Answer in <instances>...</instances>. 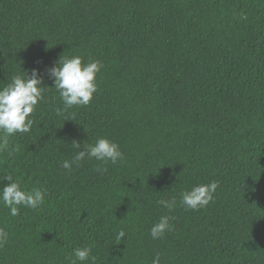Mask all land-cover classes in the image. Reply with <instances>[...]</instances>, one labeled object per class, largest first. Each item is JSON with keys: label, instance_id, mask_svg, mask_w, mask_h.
Wrapping results in <instances>:
<instances>
[{"label": "trees", "instance_id": "trees-1", "mask_svg": "<svg viewBox=\"0 0 264 264\" xmlns=\"http://www.w3.org/2000/svg\"><path fill=\"white\" fill-rule=\"evenodd\" d=\"M72 56L104 67L89 105L58 112L48 69ZM33 69L45 98L0 176L45 201L0 204V264H71L76 247L95 264H264V0H0V87ZM100 137L122 162L62 168ZM211 181L207 206L181 203ZM162 215L172 230L154 240Z\"/></svg>", "mask_w": 264, "mask_h": 264}, {"label": "clouds", "instance_id": "clouds-1", "mask_svg": "<svg viewBox=\"0 0 264 264\" xmlns=\"http://www.w3.org/2000/svg\"><path fill=\"white\" fill-rule=\"evenodd\" d=\"M104 67L102 61L92 60L83 62L80 56H72L58 60V62L48 69V73L54 78V88L59 93V98L63 102V109L66 111L76 106H87L93 98V94L98 90L96 82L97 73ZM43 77L38 71L33 69L31 75H14L11 82L4 87H0V154L5 152L11 155L14 146L9 143V138L16 133H28L33 124L31 115L36 110L39 102L44 100L45 86H41ZM75 148L80 149V143H75ZM94 158L102 165L111 163L116 165L124 159V153L117 143L106 137L98 138L94 144L86 145L79 150L70 162L65 160L61 166L65 170H71L73 164L79 166L85 159ZM98 172H106V167H98ZM0 176V182L6 177L10 183L0 188V204L9 209L11 216L19 215V207L37 209L45 201L46 190L38 188L25 189L21 184L13 179L9 173ZM219 187L217 181L193 186L190 190L181 192V203L193 211L207 206L214 198V194ZM158 203L171 212L175 206V199H161ZM171 219H174L172 217ZM170 217L162 215L158 222L149 229L152 239H162L166 231H171ZM120 239L125 237V233H119ZM9 239V233L0 227V247ZM75 259L71 264H84L91 260L95 264V257L91 255V248L76 247L74 250ZM152 264H161V255L157 253L152 260Z\"/></svg>", "mask_w": 264, "mask_h": 264}]
</instances>
